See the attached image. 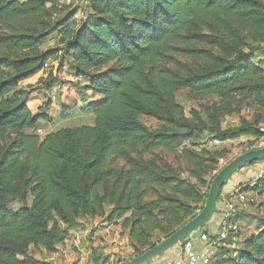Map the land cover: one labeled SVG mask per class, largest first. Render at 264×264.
<instances>
[{
	"label": "trees",
	"instance_id": "trees-1",
	"mask_svg": "<svg viewBox=\"0 0 264 264\" xmlns=\"http://www.w3.org/2000/svg\"><path fill=\"white\" fill-rule=\"evenodd\" d=\"M85 3L83 21L80 5L61 0H0V264H33L31 246L53 252L68 236L65 226L81 217L123 220L135 252L144 253L158 244L156 232L169 238L196 216L208 197L207 176L225 152L194 148L207 122L195 109L187 116L180 90L219 98L204 110L223 139L263 136L259 120L222 130L221 118L245 100L264 109V68L255 61L264 50V0ZM54 31L62 48L43 49ZM50 60L67 61L88 80L85 109L95 123L42 138L29 130L52 118L44 105L31 110L20 83ZM44 81L51 89L57 77L50 72ZM88 91L100 98L88 99ZM167 152L187 164L189 176ZM13 199L18 209L9 206ZM255 215H240L254 230L237 232L235 246L230 237L210 264H264V214Z\"/></svg>",
	"mask_w": 264,
	"mask_h": 264
},
{
	"label": "rangeland",
	"instance_id": "rangeland-1",
	"mask_svg": "<svg viewBox=\"0 0 264 264\" xmlns=\"http://www.w3.org/2000/svg\"><path fill=\"white\" fill-rule=\"evenodd\" d=\"M61 1L64 4H72V6L80 5L76 17L83 21L87 18L88 11L85 0ZM81 12H85L83 17H80ZM60 37L61 32H52L50 36L45 39L43 49L62 48ZM255 61L260 62L264 68V50L256 52ZM65 65L66 61L50 60L42 71L24 79L20 83L21 88L26 91L28 96L27 104L31 110L37 112L40 110V106L44 105L45 111H47L52 118V120L48 122L42 121L34 130H29V132L32 131L40 134L42 138L48 133L63 127L93 125L95 123V114L89 109L80 108V106H82L81 99L84 100V89L82 88L83 80L81 78H76L73 72H70V70L73 69L69 64L67 67ZM50 72H53L57 77V81L51 89H48L44 80L49 76ZM177 97L185 107L186 114L189 118H193L191 111L195 109L200 112L202 120L207 122V129L200 135L202 142H199L200 145L194 148L205 155L209 154L208 152L213 154L216 152H225V156L219 159L216 169L207 176L208 185L204 189L208 191L209 196L215 179L224 168L243 154L262 148L261 142L264 140V109H261L251 100H245L240 103L237 112L221 118L222 130L242 125L244 120L249 122L259 120L256 126L263 132V136L259 140H256L251 133L242 134L236 138L225 140L222 135L213 130L215 123L208 118L204 110L205 105H211L219 100L216 95H208L202 99H194L191 97L189 90L185 89L178 91ZM140 119L152 129L159 128L161 124L158 119L146 115H141ZM215 140H219L220 143H216ZM164 157L172 163L179 174L184 177L189 176L187 164L180 160L176 153L167 152ZM263 160L264 159L261 158L257 161L246 162L226 178L217 197L216 211L213 216L207 220L206 226L202 225L201 227L207 228L210 232L214 233L217 228V221H220L222 215L218 207L219 199L221 198V200H223L222 193L224 187L238 180H242L243 182L249 180L251 177L248 178V174L253 173L251 171ZM257 195L259 197L258 201H255V204L253 203L254 214L258 212L259 207H261L260 204L264 202V194ZM207 201L206 199L205 205ZM28 202L29 204L32 203L31 196H29ZM20 205L21 204L16 199L9 202V206L13 209H18ZM205 205L202 209L196 211V216L190 219L188 223L195 220L203 212ZM260 212L264 214L263 207L260 209ZM249 216L251 217L252 215ZM255 216L260 217V213H257ZM123 222L124 221L121 220L109 223L105 217L99 216L93 218L81 217L75 226H65L68 228V236L64 241L57 244L53 252H47L42 246H31L27 254L28 258L33 264H131L133 259L143 255L147 251L144 253L135 252L130 242L129 229L123 226ZM246 222H248V220L242 219V228L240 231L242 236L250 234L255 228L254 222H250L251 225L246 224ZM201 227L198 229L200 230ZM198 229L194 230L191 236L195 235ZM155 239L159 240L158 244L167 241V238L163 237L159 232L155 233ZM182 243L177 244L180 248L179 254L182 251ZM53 254L56 256L54 260L51 259ZM21 257L24 258L25 256ZM158 257L159 255L156 254L148 262H144V264H151V262L164 264L165 261H163V263H159V261L156 262L155 258Z\"/></svg>",
	"mask_w": 264,
	"mask_h": 264
},
{
	"label": "built area",
	"instance_id": "built-area-1",
	"mask_svg": "<svg viewBox=\"0 0 264 264\" xmlns=\"http://www.w3.org/2000/svg\"><path fill=\"white\" fill-rule=\"evenodd\" d=\"M85 12H81L80 17H83ZM47 65V64H46ZM41 131V130H39ZM220 143L219 140H215ZM264 147V140L261 142ZM260 187L252 189V187ZM264 188V160L259 163V167L254 176L249 180L240 183L231 192L235 199L227 200L222 205L221 219L214 231L203 230L199 235V240L203 243V247L198 249L192 237H187L182 246V251L177 258H173L164 264H210L213 257L217 254L222 245H226V241L233 237L235 246L236 234L242 228L240 213L242 209H248L258 201L257 194H264L261 190ZM254 203V204H253ZM261 204H264L261 203Z\"/></svg>",
	"mask_w": 264,
	"mask_h": 264
},
{
	"label": "water",
	"instance_id": "water-1",
	"mask_svg": "<svg viewBox=\"0 0 264 264\" xmlns=\"http://www.w3.org/2000/svg\"><path fill=\"white\" fill-rule=\"evenodd\" d=\"M264 159V147L252 150L243 154L237 160L229 164L223 171L217 176L214 181L213 187L209 196L207 197V204L203 212L193 221L187 223L185 226L180 228L176 233H174L171 237L167 238L166 242L159 243L152 249L148 250L141 256L136 257L131 261V264H144V262H148L152 259L156 254L160 255L165 250L175 247L181 240L190 237L191 233L200 228L202 225H206L207 220L213 216L214 212L217 209V197L220 193L223 182L226 178L232 174L235 170H237L240 166H242L246 162H253L259 159Z\"/></svg>",
	"mask_w": 264,
	"mask_h": 264
},
{
	"label": "crops",
	"instance_id": "crops-1",
	"mask_svg": "<svg viewBox=\"0 0 264 264\" xmlns=\"http://www.w3.org/2000/svg\"><path fill=\"white\" fill-rule=\"evenodd\" d=\"M66 67L68 66V62L66 61V65H65ZM64 66V67H65ZM73 72V70H70V72ZM74 75V74H73ZM32 76H34V75H32ZM75 76V75H74ZM31 77V76H30ZM76 78H79V77H77V76H75ZM82 80H83V85L84 84H87L88 83V80L86 79V78H83V77H80ZM87 98L88 99H90V100H96V99H98V98H100V96H93L92 95V92L91 91H88V93H87ZM85 101L86 100H82L81 99V105L82 106H80V108H85ZM258 167H259V164L257 165V166H255V168H254V170H252L251 172H253V173H251V174H248V178H250V177H252V176H254L255 174H256V172H257V169H258ZM243 181L242 180H238V181H236V182H234V183H232V184H229L227 187H224V189H223V193H222V198H223V200H221V198L219 199V207H218V210H219V212H221V210H222V205H223V203L225 202V201H227V200H232V199H235L234 197H233V195L231 194V192H232V190L234 189V188H236L240 183H242ZM261 203V202H260ZM264 208V206H261V207H259V210H258V212H255V214H257V213H260V209L261 208ZM253 205H251L248 209H242L241 210V213H240V215H242L243 213L245 214V213H252V214H254V212H253ZM263 212V211H262ZM260 216H261V213H260ZM241 219V221H242V217L240 218ZM243 219H244V217H243ZM218 220V219H217ZM218 224H219V222L217 221V226H218ZM208 225V224H207ZM249 225H251V224H249ZM206 226V225H205ZM203 230H207V228L205 229V228H203V227H201V229L199 230L198 229V231L195 233V235H192V236H190V237H192L193 239H194V242H195V245H196V247L198 248V249H201L202 247H203V243L199 240V235H200V233L203 231ZM194 234V233H193ZM186 239V238H185ZM185 239H183V240H181L180 241V243H182ZM235 240H237V237H236V239ZM183 244V243H182ZM179 252H180V248L176 245L175 247H171V248H169V249H167V250H165L163 253H161L160 255H159V257L158 258H155V260H156V262L157 261H159V263H163V261H165V262H167L168 260H170V259H173V258H177V257H179ZM56 258V256L53 254V256L51 257V259L52 260H54ZM153 262H154V259H153ZM58 264V263H57ZM148 264V263H147ZM151 264H156L155 262L154 263H152L151 262Z\"/></svg>",
	"mask_w": 264,
	"mask_h": 264
}]
</instances>
